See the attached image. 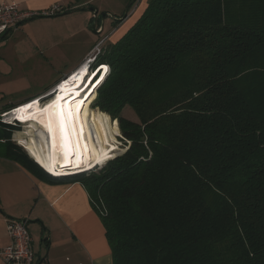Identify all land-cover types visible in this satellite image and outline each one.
<instances>
[{
	"label": "trees",
	"instance_id": "trees-1",
	"mask_svg": "<svg viewBox=\"0 0 264 264\" xmlns=\"http://www.w3.org/2000/svg\"><path fill=\"white\" fill-rule=\"evenodd\" d=\"M95 62L124 153L56 177L0 130V156L80 183L113 264H264V0H149Z\"/></svg>",
	"mask_w": 264,
	"mask_h": 264
},
{
	"label": "crops",
	"instance_id": "crops-1",
	"mask_svg": "<svg viewBox=\"0 0 264 264\" xmlns=\"http://www.w3.org/2000/svg\"><path fill=\"white\" fill-rule=\"evenodd\" d=\"M12 1L18 2L22 11L34 14L33 17H43L13 28L0 41V54H63L64 44L70 46L66 50L70 54L78 52L81 46L89 48L85 54H92L98 44L95 38H89L92 13L76 12L59 17L45 15L56 5L63 13L95 5L97 0L81 3L76 0H0V3ZM115 17L121 18L119 15ZM134 17L122 23H111L110 28L115 26V33L110 41L114 43L120 39L129 28L125 29V26L136 21ZM87 58L85 56L82 63L63 78L78 70ZM63 78L31 100H20L7 106L20 107L35 99H48ZM12 218L36 221L27 225L33 238L36 264H113L105 228L80 183L69 177L54 181L40 178L20 163L0 156V264H6L2 253L11 245L8 220Z\"/></svg>",
	"mask_w": 264,
	"mask_h": 264
},
{
	"label": "bare ground",
	"instance_id": "bare-ground-1",
	"mask_svg": "<svg viewBox=\"0 0 264 264\" xmlns=\"http://www.w3.org/2000/svg\"><path fill=\"white\" fill-rule=\"evenodd\" d=\"M89 60L92 62L93 57H88L78 70L62 80L45 103L35 99L21 105L18 111L19 122L29 126L16 141L50 175L67 176L68 172L91 169L104 163L117 150L118 122L111 124L110 116L93 113L89 108L107 76L108 66L102 65L91 73L87 65ZM61 85L68 89V95ZM58 95L64 98L57 100Z\"/></svg>",
	"mask_w": 264,
	"mask_h": 264
},
{
	"label": "rangeland",
	"instance_id": "rangeland-1",
	"mask_svg": "<svg viewBox=\"0 0 264 264\" xmlns=\"http://www.w3.org/2000/svg\"><path fill=\"white\" fill-rule=\"evenodd\" d=\"M132 2L133 0H97L94 3L95 5H92L99 9V12H108L111 15L106 17L107 19L104 24V31L101 26V19L98 20L97 25V31L100 33L96 35L93 34L91 30L92 24H90L88 27L90 31L89 38L91 40L92 38H95L96 42L98 43L95 46L92 54H85V52L89 48L85 49V47L83 46L80 47L78 52H73L74 54H70V52L66 51L68 50L67 47L70 48V46H67L68 44L62 45V51H64L63 54H0V109L4 108L3 106H7L8 104H12L20 100H31L32 98L46 92L52 87V85L57 81V79H60L61 77L63 78L65 74H68L77 65L82 63L85 56L91 58L93 57V61H89L90 64H87L89 67V71L91 72L93 64L96 63L95 57L98 54L104 53L105 50L109 48L110 44H114L113 41H110V37L115 33V26H112V28H110V24L115 21L114 18L118 20V18L115 17L116 15H119L121 18L124 17ZM148 2L149 0H136L130 8L129 15L126 20H128L133 14H135L134 18L140 17L143 12H145V10L147 9ZM126 20H124L123 22H125ZM126 27H132V21L125 26V29ZM108 70L110 72L109 67ZM55 91L56 90L54 89L49 96L52 97ZM97 95L98 94H96V96ZM50 97H48V99ZM95 99L90 102L91 104L89 105V108L93 113L102 112L101 110L95 107ZM46 101L47 99H44L41 103H45ZM107 115L110 116L109 114ZM122 115L126 119H129L133 122H138L137 116L130 107H126ZM109 118L111 124L112 121H117L113 120L111 116ZM19 124L20 125L14 127L8 124L0 123V130L4 132H11L10 142L15 146L13 150L16 154V148L18 147L21 151L27 154V151H25L24 148H22L17 143L16 139L17 136L27 131L26 127L29 125L24 123ZM117 141V150L114 153L110 154L104 163L98 164L97 166L101 167L105 165L111 159H114L115 157L124 153V151L128 148L129 144L124 139L121 131L120 136H117ZM97 166H92L91 169H94ZM91 169L84 168L80 171L68 172L69 174L67 176L72 174L86 173L89 172Z\"/></svg>",
	"mask_w": 264,
	"mask_h": 264
},
{
	"label": "built area",
	"instance_id": "built-area-1",
	"mask_svg": "<svg viewBox=\"0 0 264 264\" xmlns=\"http://www.w3.org/2000/svg\"><path fill=\"white\" fill-rule=\"evenodd\" d=\"M62 13L61 8L56 5L50 8L45 15L55 16ZM34 14L22 11L18 2L0 3V37L17 27L22 21L30 19ZM91 61V60H89ZM88 65L90 64L87 61ZM64 83V82H62ZM59 88V87H58ZM57 89V88H56ZM42 99V98H41ZM43 100V99H42ZM22 106L15 107L8 112H0V122L8 125H20L17 114ZM11 113V115H8ZM8 234L11 245L3 251L6 264H36L33 248V238L25 223L21 220H8Z\"/></svg>",
	"mask_w": 264,
	"mask_h": 264
},
{
	"label": "water",
	"instance_id": "water-1",
	"mask_svg": "<svg viewBox=\"0 0 264 264\" xmlns=\"http://www.w3.org/2000/svg\"><path fill=\"white\" fill-rule=\"evenodd\" d=\"M136 0H133L132 4L130 5L128 11L126 12L125 16L120 18V19H115V22H123L124 20H126L128 18V15H129V10L130 8L132 7V5L134 4ZM76 12H89V13H92L93 14V22L91 23L92 26H91V30L93 32V34H98L100 32L97 31V25H98V20L101 19V23H102V29L104 27V22L106 20V17L107 16H111L108 12H99V9H97L96 7L94 6H90V7H86V8H77V9H74V10H70V11H66V12H63L59 15H55V16H49V17H59V16H66V15H69L71 13H76ZM40 17H43V16H35V17H32L30 19H26L24 21H22L20 24H23L25 22H28L30 20H33L35 18H40ZM8 35V32L5 33L3 36L0 37V41H2L4 38H6ZM12 220H15V221H18L19 219H14L12 218ZM23 223H25L26 225H30L32 223H35L36 221H31V220H21ZM40 223L43 225V222L40 221ZM43 228H44V231L46 232L47 229L45 228V226L43 225ZM43 242V240H42ZM37 264H42V263H37Z\"/></svg>",
	"mask_w": 264,
	"mask_h": 264
},
{
	"label": "snow or ice",
	"instance_id": "snow-or-ice-1",
	"mask_svg": "<svg viewBox=\"0 0 264 264\" xmlns=\"http://www.w3.org/2000/svg\"><path fill=\"white\" fill-rule=\"evenodd\" d=\"M61 89L64 91L65 95L69 94L68 89L64 88V85H61ZM63 98H64L63 96H59V95L56 97L57 100H62ZM54 103H55V101H54ZM28 107H30V105ZM48 107L50 108V107H52V105H48ZM61 116H63V112H61Z\"/></svg>",
	"mask_w": 264,
	"mask_h": 264
},
{
	"label": "clouds",
	"instance_id": "clouds-1",
	"mask_svg": "<svg viewBox=\"0 0 264 264\" xmlns=\"http://www.w3.org/2000/svg\"><path fill=\"white\" fill-rule=\"evenodd\" d=\"M94 65V64H93ZM100 69V67H98V69L97 70H99ZM96 70V71H97ZM88 71H89V67H88ZM94 71V69L93 70H91V73ZM109 70H107V72H108ZM58 89V88H57ZM56 92V91H55ZM53 176H54V174H52ZM73 175V174H72ZM62 176H65V175H62ZM56 177H61V176H56Z\"/></svg>",
	"mask_w": 264,
	"mask_h": 264
}]
</instances>
